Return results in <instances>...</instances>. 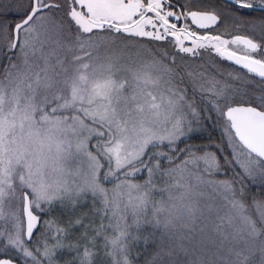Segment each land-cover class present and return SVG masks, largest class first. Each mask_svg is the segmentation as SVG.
<instances>
[{
	"label": "snow or ice",
	"instance_id": "6c2138e0",
	"mask_svg": "<svg viewBox=\"0 0 264 264\" xmlns=\"http://www.w3.org/2000/svg\"><path fill=\"white\" fill-rule=\"evenodd\" d=\"M0 264H264V0H0Z\"/></svg>",
	"mask_w": 264,
	"mask_h": 264
}]
</instances>
